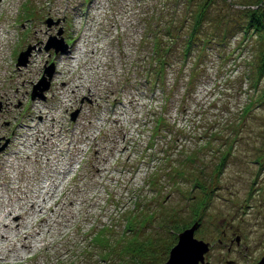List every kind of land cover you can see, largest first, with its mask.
Returning <instances> with one entry per match:
<instances>
[{
	"label": "rangeland",
	"instance_id": "374dc122",
	"mask_svg": "<svg viewBox=\"0 0 264 264\" xmlns=\"http://www.w3.org/2000/svg\"><path fill=\"white\" fill-rule=\"evenodd\" d=\"M207 1L0 0L1 144L9 140L0 153V216L5 204L23 211L26 196L60 202L45 209L48 223L30 210L21 232L0 225L14 241L40 231L31 250L0 238V264H164L179 233L197 222L196 237L213 244L211 264H227L218 240L238 235L236 260H262L264 38L244 40L223 21L230 4L257 0H211L198 35L211 42L184 60ZM171 20L181 28L175 45L162 37ZM225 34L226 43L213 42ZM162 38L174 62L165 97L146 79ZM52 66L49 90L34 99ZM26 125L58 133H20Z\"/></svg>",
	"mask_w": 264,
	"mask_h": 264
},
{
	"label": "trees",
	"instance_id": "16d2710c",
	"mask_svg": "<svg viewBox=\"0 0 264 264\" xmlns=\"http://www.w3.org/2000/svg\"><path fill=\"white\" fill-rule=\"evenodd\" d=\"M210 3H212L211 0H208L205 6L201 9V11L194 17L195 24L192 27L189 36L186 35L185 42L183 43L181 54L185 56L184 60L187 59L189 54L192 55L193 50L196 47L202 48L204 44L206 45V43L211 42V40L209 39L206 38L203 39L201 37H198V35H200V33L202 32L200 31V28L202 27V25L204 26L205 24L203 21H205L207 9H209ZM235 5L236 4L229 5V8L233 11L232 18L231 19L225 18V20H223L224 22L226 21V24H229L230 28L235 27L233 30L231 29V31L234 33H236L238 30L242 31L244 35V40L251 33L256 35L258 34L261 39L264 38V0H257L253 4L252 3L242 4L243 8H239V9H234ZM174 22L172 24V20H171L166 24L167 27L164 30L165 33H162L163 29H160L158 31L156 30L153 31V35H154L153 37L158 38L159 34L161 35L162 33L163 38L164 36H166V38L175 45L177 40L179 39L181 40L182 36L179 33V30L181 29L180 26L174 25ZM226 36L227 35L225 34L223 38L222 37L215 38L213 42L214 43L218 42L217 44L226 43L225 42ZM163 38L155 43L156 47L150 57L151 65L153 66V68L150 67V70L147 71L146 79H148L149 86L153 91H155V89H161V93L163 92L162 97H165L167 69L170 68L171 65L173 66L174 62L172 61L173 58L170 56L171 45L170 46L166 45L168 47H163L165 44L163 42ZM263 57L264 54L262 55V58ZM257 72L259 73V75L264 73V58L261 61V70ZM258 82L259 79L256 80V84ZM153 96L155 97L156 95L153 93ZM157 122L158 123L160 122L163 125V127L166 126L165 124H163V120L158 119ZM128 227L129 226L127 225L126 231H128Z\"/></svg>",
	"mask_w": 264,
	"mask_h": 264
},
{
	"label": "bare ground",
	"instance_id": "6f19581e",
	"mask_svg": "<svg viewBox=\"0 0 264 264\" xmlns=\"http://www.w3.org/2000/svg\"><path fill=\"white\" fill-rule=\"evenodd\" d=\"M69 52L71 53L72 50ZM82 52H83V50L79 49L80 55H78L79 57L77 56V59L81 58ZM74 88H78V87L76 86ZM72 91L75 92V90H72ZM53 119L56 120V117L53 116ZM19 131H20V133H33V134H38V135H40V134L46 135L47 132L50 135L58 133L57 129H52V128L49 129V128H46L43 126H38V125H28V126L26 125V127L22 126ZM56 188H57L56 184H52L51 187H48L46 189L47 190L46 195L51 198L53 196ZM30 197H32L31 201L29 199ZM38 198H39L38 196H34V197L33 196H26V198H25L26 203H24V205L22 207L23 211H19V212H17L16 209H14L12 204L11 205L5 204L3 206L4 209L2 210V211H4V214L0 216V225L4 228V231L14 230V232H21V230L24 229L23 224L27 219L26 215H28V211H30V210H31L30 211L31 215L33 214L35 217L40 216L41 222L48 223L49 216L46 215L45 209L54 211V210H56V208L58 206H60V202H59V200H56L54 202V205L47 207V205H46L47 204V197L43 198L42 203L37 202ZM14 214H17L18 218L12 217ZM9 218H11L10 221L8 220ZM4 231H2V233L0 232L1 240H3L4 242L9 241L11 243V245H16L18 242H20L24 250L33 249L35 244L32 242L31 239H35L36 235L40 234V231L38 232L37 230H35V231H23L22 238L18 239L17 241H14L12 235H9V234H7L8 232H4ZM7 251H12V252L17 253V250L10 249V248H8Z\"/></svg>",
	"mask_w": 264,
	"mask_h": 264
},
{
	"label": "water",
	"instance_id": "95a60500",
	"mask_svg": "<svg viewBox=\"0 0 264 264\" xmlns=\"http://www.w3.org/2000/svg\"><path fill=\"white\" fill-rule=\"evenodd\" d=\"M55 50H66L61 47L55 46ZM50 49V46L48 47ZM28 53H23L20 56L19 64L26 65ZM54 68L53 66L47 70L48 77H43V79L39 82L37 86H35V91L33 93V98L35 99L37 96L44 97V92L49 90L51 79L53 76ZM40 90V92L37 91ZM9 145V140H7L4 144H1L0 138V153L3 152L6 147ZM200 222L195 223L192 227L185 229L184 231L179 233L178 242L174 244L173 248L170 251V256L166 263L164 264H201L205 260V253L209 252L210 245L209 243L199 240L195 237V232L199 226ZM211 264V263H207ZM258 264H264V257Z\"/></svg>",
	"mask_w": 264,
	"mask_h": 264
},
{
	"label": "flooded vegetation",
	"instance_id": "af4514ba",
	"mask_svg": "<svg viewBox=\"0 0 264 264\" xmlns=\"http://www.w3.org/2000/svg\"><path fill=\"white\" fill-rule=\"evenodd\" d=\"M198 229L199 228H197V230L195 232V237L197 235L196 233H197ZM235 233L236 232L232 231V235L235 236L236 235ZM224 236H226V238H227L228 232H224ZM235 237L236 238H231L229 242H225L222 238H220L218 240V245L221 246L222 249L227 250L226 252H224V253H226L227 258L221 257L222 262H226L227 264H240L241 263L240 261L236 260L235 257L237 255L240 259V256L242 255V251L240 249V247L243 245L242 244L243 241L241 240L242 236L238 235ZM197 239H199V238H197ZM200 240H202V239H200ZM203 241H205V240H203ZM205 242L209 243L210 250H209V252L205 253V260H204V262H201V264L211 263L208 261V259H209L210 254H211L210 252L212 250L213 244H211L209 241H205ZM256 264H258V262Z\"/></svg>",
	"mask_w": 264,
	"mask_h": 264
}]
</instances>
